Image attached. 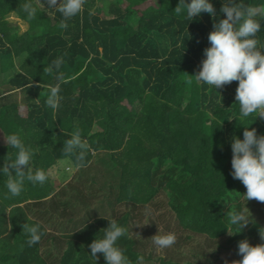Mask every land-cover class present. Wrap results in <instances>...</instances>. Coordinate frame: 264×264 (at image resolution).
I'll return each instance as SVG.
<instances>
[{"label":"trees","instance_id":"obj_1","mask_svg":"<svg viewBox=\"0 0 264 264\" xmlns=\"http://www.w3.org/2000/svg\"><path fill=\"white\" fill-rule=\"evenodd\" d=\"M26 2L0 0L4 9L0 32H14L0 33V43L7 46L0 47V70L7 73L4 91L20 89L24 94L19 102L0 105V131L18 134L35 152L33 170H44L49 179L42 186L26 181L19 196L5 199L7 177L0 173V240L12 229L18 237L13 255L1 256L4 264L45 263L40 247L59 236L36 221L34 225L39 224L44 234L29 247V236L22 230L24 218L10 215L19 207L38 208L45 203L52 209L45 219L48 225L56 213L66 218L77 211L84 216H79L81 225L84 220L88 223L79 234L70 233L74 238L67 241L70 245L60 256H50L56 264H106L102 254L97 262L90 258L84 245L87 237L103 238L101 229L108 226V220L128 229L116 246L130 264L156 259L161 264H226L229 252L234 261L242 259L240 241L247 239L252 246L264 243L259 236V229L264 228V203L246 201L245 186L231 175L232 138L243 139L245 127L264 135V119L255 114L240 118L235 101L238 81L216 90L190 76L200 70L214 19L225 18L220 9L228 0H210L216 9L214 19L204 12L192 21L186 9L180 14L174 11L179 0H87L83 13L67 21V29L58 26L62 16L48 9L47 0H42L44 5L30 0L37 9L31 20L21 8ZM237 3L264 7V0ZM9 10L27 23V29L8 24L5 13ZM256 19L261 23L256 39L264 46V16ZM8 39L11 46L6 44ZM57 58L63 59L61 68L45 72ZM187 79L193 83L188 85ZM57 85L61 100L54 118L46 101L50 88ZM76 129L91 148L87 166L77 171L85 179L74 182L77 176L63 185L66 175L52 171L62 159L74 165L75 157L64 156L62 149L71 138L67 133ZM7 155L15 159L16 150L0 142V168ZM105 159L112 161V167L106 164L102 169ZM94 166L99 175L104 173L99 188L106 195L99 190L100 198L97 192L93 203L80 188L93 186L89 173ZM161 190L176 214L169 221L159 220L165 218L156 214L160 208L156 210L154 200ZM123 205L125 218L120 215ZM233 210L251 215L254 222L229 235L238 230L226 215ZM145 211L150 213L143 216ZM142 220L146 225L136 227ZM167 233L176 235V243L163 249L168 252L165 256L152 253L157 248L151 237ZM146 236L149 242L139 241ZM141 243L155 250L146 253ZM177 251L186 258H173Z\"/></svg>","mask_w":264,"mask_h":264},{"label":"clouds","instance_id":"obj_2","mask_svg":"<svg viewBox=\"0 0 264 264\" xmlns=\"http://www.w3.org/2000/svg\"><path fill=\"white\" fill-rule=\"evenodd\" d=\"M38 2L43 4L42 0ZM47 3L48 9H55L62 16L58 26L67 29V21L83 13L87 0H47ZM21 8L28 19L35 18L37 9L30 0ZM184 9L189 21L204 12L210 14L213 19L216 17V9L210 0H179L174 11L180 14ZM93 11L90 9L89 15H92ZM220 11L225 14V18L218 21L214 19V30L208 35L210 47L204 49L205 58L201 62L200 70L190 76L194 77L196 82L207 84L216 90L238 81L235 101L239 105L240 118L255 114L256 118L264 119V46H260L256 39V34L261 29V23L256 17L264 16V7L246 6L237 3V0H228L223 3ZM62 63L63 59L57 58L52 62V67L44 68V71L48 74L52 73L53 68L58 71ZM61 78L57 77L58 80ZM185 82L191 85L193 80L187 79ZM60 100L59 86L51 87L46 104L53 110L54 118L60 107ZM67 134L71 138L64 142L63 155L75 157L76 169L86 167V156L91 151L88 142L82 139L79 129ZM4 143L16 150L15 159L7 155L3 167L0 168V173L7 177L5 199L19 196L26 181L33 186H42L49 179L44 170H33L31 162L35 152L25 145L18 134H4ZM231 150V175L245 186L244 198L246 201L256 200L264 203V135L258 136L256 129L245 127L243 139L235 136L232 138ZM226 215L229 223L238 229L234 233L228 232L229 235L241 232L250 222H254L251 215H245L243 212L233 210ZM142 226L144 225L136 227ZM40 227L39 224L22 225L23 233L29 236L26 242L29 247L41 240L44 233L40 231ZM101 230L104 232L103 238H96L88 246L94 260L97 262V254L100 253L106 264H130L123 250L116 246V242L127 235L128 229L118 225L115 220H108V226ZM259 236L264 241V228L259 229ZM176 239L174 233L156 234L151 237L158 250L172 247ZM238 255L242 259L232 261L231 264H264V243L252 246L247 239L242 240L238 243ZM139 259L142 262L143 258Z\"/></svg>","mask_w":264,"mask_h":264},{"label":"rangeland","instance_id":"obj_3","mask_svg":"<svg viewBox=\"0 0 264 264\" xmlns=\"http://www.w3.org/2000/svg\"><path fill=\"white\" fill-rule=\"evenodd\" d=\"M49 12L52 14V10H49ZM8 13H13V15H14L15 12L12 11V10H9ZM3 14H4V12H3ZM15 16H16V21H14L13 23L10 22L9 18L6 19L8 21V24L10 22V25H17L22 30L27 29V26H28L27 23L24 22L22 20V18H20L18 16V14L15 13ZM11 21H13V20H11ZM1 31H3V30H1ZM4 31H5V33H8L9 35H11V34L14 33V32H9V31L7 32V30H4ZM2 33H1V35H2ZM6 44H8V46H11L12 45V43L9 42V39H8V42L6 41ZM0 47L1 48H6L7 46L5 45V43H0ZM3 74L4 75L5 74L7 75L6 72H3ZM16 102H19V101H16ZM2 103H4V102H1L0 105ZM1 107L2 106H0V108ZM1 131H0V141L4 142V134L5 133L3 134ZM5 135H7V134H5ZM58 163H59L58 166H59L61 172L66 175V179L65 180H67V182H64L63 185L64 184H67V183H72L73 182V179H75L77 176H78V181H74V182H82L85 179V177L80 172L79 173L78 172L75 173L76 169H73L74 167H73V164H71L70 160H68V159H62ZM101 164L103 165L102 169H106V164H108V165H110L112 167V161L111 160H106V159L105 160H102L101 161ZM97 169H98L97 166H94V167L91 168L92 172L89 173V175H90L89 177L92 179L93 186L91 184V188H89V189L86 186L87 189H85V190L83 189L84 186H81V188H80V190L82 192H84L85 195H89L88 197H90L91 199H94L93 203L96 201L94 195L97 194V192H98L97 198H100V196H99L100 195V191L102 192V196L103 195H106V191L100 190V188H99L100 187V179H102V180L104 179V173L101 174V175H99V172L97 171ZM96 172H98L97 177H95ZM96 178H98V182L97 183H96ZM109 178L110 177H108V176L105 177V179H107V181L109 180ZM111 179H112V174H111ZM88 181H90V180H88ZM75 186H77V184H75ZM101 198H106V196L101 197ZM154 201H155L154 203H155L156 210H158L160 208L159 212H156V214L159 215L160 217H164L165 218V219L160 218L159 220H167V221H169L170 219L172 220L174 216L176 217L175 211L171 207V205H170V203L168 201L167 195L164 192V190H161L159 196ZM19 208H18L19 210H17L16 212H12L11 211L10 212V215L12 216L14 213L16 215H19V217L20 218L21 217L24 218V220H25L24 222L25 223H28L29 225H34V222L36 223V221H40V222H42L46 226V228H50L51 227V225H48L47 222H46V220H45L47 216L50 218V212H52V209L49 207L48 203H45V205H41L38 208L37 207H33V206H32V208H25V209L23 207H19ZM125 208H126V205H123L121 207L122 213L120 214L121 217H124V218H125V216L127 214ZM127 209H129V208H127ZM46 211H47V213H46ZM149 213H150V211L141 212V214H143V216H146ZM141 214H139V216H141ZM79 216L81 218L84 217V216H81L78 211H77L76 215H74V217H72L70 214H68V217H66V218L61 217L60 214H57V213L53 215L52 226H56L57 224L58 225L59 224H62V226H63L62 228H64L63 230L66 233L64 235H61V232H60L59 234H60L61 237H58V238L53 239V240H48V241H46V243L43 246L40 247V249H39L40 250V254L43 255L42 256L43 258H45L44 259V261H45L44 264H56V262H55L56 261V258L51 259L50 256L53 257L54 253H56V254H58L60 256L61 253L65 249L68 248V246L70 244L67 241L68 240L70 241V240H72V238H74L72 235L69 234L70 229H71V232L75 233V232L78 231V234H79L80 229L86 227V225L88 223H86L85 220L83 221V224L82 225H81L80 221H78V224H75L76 221L79 220V218H77ZM70 219H76V220H74V223L73 224H69L67 222V220H70ZM128 220H130V217L128 218ZM159 222L160 223H165L166 221H159ZM144 224H145V221L142 220V222L140 223V225H144ZM74 228H77L78 230L77 229L74 230ZM52 229H53V227H52ZM15 237H16V239H15ZM17 238H18L17 237V233L14 231V229H12L10 231V233L7 235L6 238H2L0 240L2 242V244L0 243V264H4V261H2V259H1V256L3 254H5V253L8 252L10 255H13L14 249H15V245H13V243H15V244L18 245ZM91 239L92 240H90V239L88 240V237H87V244L85 243V245H84V248L87 251V254L89 255L90 258L92 256H91V250H90V248L88 246L95 240L93 238V236H92ZM139 241L149 242L150 241V238L146 236V237L142 238ZM70 243H71V241H70ZM140 246H141V248H144L146 250V253H149L150 250L151 251L153 249L155 250V248H153V247H152V249H149L148 246L145 245L144 243H141ZM60 247L62 248L61 249V252H59V250H58ZM49 250L51 251L50 254H48ZM154 252L155 253L157 252L158 254H162L164 256L168 253V252H165L163 250H158V249H156L152 253H154ZM34 255H36V253L32 254V257ZM97 256L100 257L101 254L98 253ZM176 257H179L180 259L183 260V258H186V255L185 254H182L181 252H178L177 251V252H174V257L173 258H176ZM237 260H240V259H237ZM225 261H227L228 264H231V262L234 261L231 252H229L228 254H226ZM9 262H13V261L10 260ZM6 264H8V263H6ZM31 264H36V263H35L34 260H31ZM149 264H161V263L159 262L158 259H156L155 261L149 262Z\"/></svg>","mask_w":264,"mask_h":264},{"label":"crops","instance_id":"obj_4","mask_svg":"<svg viewBox=\"0 0 264 264\" xmlns=\"http://www.w3.org/2000/svg\"><path fill=\"white\" fill-rule=\"evenodd\" d=\"M2 10H4L3 8H0V12L2 11ZM5 17H6V19L7 18H9V20H10V22L11 23H13L14 21H16V16H15V13H14V15H13V13H8V12H6L5 13ZM11 20H13V21H11ZM9 31V30H8ZM2 75V76H1ZM4 74L1 72V70H0V103L1 102H7V101H21L22 99H23V96H24V94L22 93V91L20 90V89H14V90H6V91H4L7 87H8V85L6 84V82L4 81ZM8 89V88H7ZM2 132V131H1ZM3 133V132H2ZM4 134V133H3ZM1 143H4V142H2V141H0ZM5 144V143H4ZM59 164V163H58ZM73 167H74V165H73ZM73 169H76L75 167L73 168ZM96 170V169H95ZM77 171H78V169H76V171H75V173H77ZM53 173L55 174V175H58V176H60L59 175V173H61V170H60V168H59V166H57L56 168H54V170H53ZM64 182H67V180H65ZM63 182V183H64ZM76 215V214H75ZM72 217H74V215L72 216ZM77 218H79V217H77ZM76 218V219H77ZM76 219H70V220H67V222L69 223V224H73L74 223V220H76ZM52 221H53V217H52ZM77 222H78V220L76 221V223L75 224H77ZM46 227V226H45ZM52 227H53V229H52ZM63 226H62V224H57L56 226H52L51 225V227L50 228H47L49 231H51L52 233H54L55 232V234H57L59 237H61L60 236V232H61V235L62 234H64V233H66V232H64V228H62ZM75 229H77V228H74V230ZM78 230V229H77ZM73 231V230H72ZM75 232V231H74ZM70 233H72L73 234V232H71V229H70V232H69V234Z\"/></svg>","mask_w":264,"mask_h":264}]
</instances>
